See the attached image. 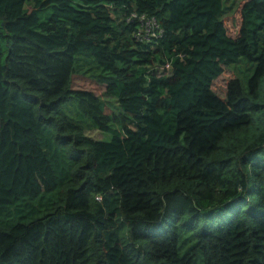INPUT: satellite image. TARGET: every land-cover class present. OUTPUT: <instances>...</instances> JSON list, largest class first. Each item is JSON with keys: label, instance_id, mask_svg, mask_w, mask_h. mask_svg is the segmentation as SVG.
I'll return each mask as SVG.
<instances>
[{"label": "trees", "instance_id": "16d2710c", "mask_svg": "<svg viewBox=\"0 0 264 264\" xmlns=\"http://www.w3.org/2000/svg\"><path fill=\"white\" fill-rule=\"evenodd\" d=\"M0 264H264V0H0Z\"/></svg>", "mask_w": 264, "mask_h": 264}, {"label": "rangeland", "instance_id": "374dc122", "mask_svg": "<svg viewBox=\"0 0 264 264\" xmlns=\"http://www.w3.org/2000/svg\"><path fill=\"white\" fill-rule=\"evenodd\" d=\"M232 19V17H228L227 18V22L228 21H230ZM238 24L240 25V20H238ZM148 27V26H147ZM158 71V74H160V75H163L165 72H166V74L169 72V70L168 71H164V70H161L160 68H158L157 69ZM231 75H233V73L232 72H228L227 73V75L225 76V77H223L224 78V80L227 78H229ZM224 82V81H223ZM225 82H226V80H225ZM219 84H221L220 82H218ZM102 91H103V89H101V90H99L98 91V93L100 94V93H102ZM103 98H105V99H107V100H109L110 101V105H111V107L112 108H116V102H115V99H113V98H111L110 96H107V95H103ZM97 137H99V138H102L103 137V135H101V134H97Z\"/></svg>", "mask_w": 264, "mask_h": 264}]
</instances>
